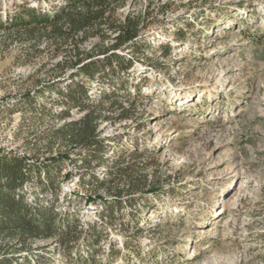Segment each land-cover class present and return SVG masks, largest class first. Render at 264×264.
Returning a JSON list of instances; mask_svg holds the SVG:
<instances>
[{
    "label": "rangeland",
    "instance_id": "obj_1",
    "mask_svg": "<svg viewBox=\"0 0 264 264\" xmlns=\"http://www.w3.org/2000/svg\"><path fill=\"white\" fill-rule=\"evenodd\" d=\"M23 1L48 6L58 0H0V8L12 11ZM121 1L115 17L139 19L141 49L118 51L132 61L128 73L88 86L94 97L113 80L124 105L135 110L131 119L100 126L103 137L118 139L106 156L142 155L143 172L161 186L132 209L127 202L113 209L110 220L104 206L111 198L103 190L86 202L87 179L79 184L73 150L53 170L46 193L35 181L23 186L27 201L41 194V205L59 217L74 216L81 229L97 222L99 245L73 248L84 259L93 255L95 262L82 264H264V0ZM24 49L0 46V151L25 155L37 169L50 156L42 134L51 123L40 108L59 112L58 95L45 91L32 109L18 103L36 71L43 79L52 66L48 53L27 61ZM79 117L73 110L67 121ZM95 174L106 178L103 168ZM120 222L128 229L113 226ZM29 248L46 264H78L69 263L53 238Z\"/></svg>",
    "mask_w": 264,
    "mask_h": 264
},
{
    "label": "trees",
    "instance_id": "obj_2",
    "mask_svg": "<svg viewBox=\"0 0 264 264\" xmlns=\"http://www.w3.org/2000/svg\"><path fill=\"white\" fill-rule=\"evenodd\" d=\"M121 6V0H58L48 6H31L23 1L14 4L12 11L0 8V46L6 49L12 44L24 45L23 56L27 61L48 53L52 64L43 79L38 78L36 71L31 90L25 91L18 103L28 109L35 108V100L54 89L58 95L54 103L59 108V112L44 105L40 108L41 117L51 123L42 134L49 163L36 169L25 155L0 151V264H32L33 260L46 264L40 254L28 247L52 238L60 244L69 263L82 264V259L84 263L95 262L92 254L84 259L78 252L74 254L73 248L77 242L91 249L99 245L103 232L97 222L81 229L74 216L59 217L52 206L41 205V194H35L32 203L23 192V186L34 181L42 187L41 193L47 192L54 183L53 170L62 165L70 151L76 150L80 159L79 184L87 179L90 196L86 202L94 203L100 189L110 196L111 200L104 206L110 220L113 209L119 210L126 202L132 209L146 193H157L161 186L156 180H148L143 172L142 155L132 153L129 161L122 154L106 156L110 145L118 139L103 137L99 128L111 120L131 119L135 112L132 103L124 105L125 100L114 88L113 80H108L107 87H100L98 95H90L91 81L97 78L103 81L106 76L116 79L131 69L132 61L119 54V50L141 49L136 42L139 19L116 18ZM91 39H96L97 44L85 50L83 45ZM139 93L136 91V95ZM73 110L80 117L67 121ZM54 148L58 149L55 155L51 154ZM100 168L106 174L101 180L95 174ZM125 225L120 222L113 226L125 231L128 229ZM134 227L140 230L138 223ZM112 249L108 253L112 254Z\"/></svg>",
    "mask_w": 264,
    "mask_h": 264
}]
</instances>
